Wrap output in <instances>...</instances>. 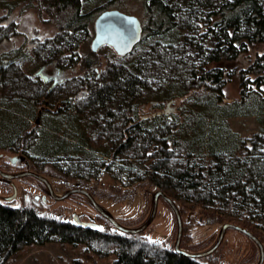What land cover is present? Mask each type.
<instances>
[{"label":"trees","instance_id":"16d2710c","mask_svg":"<svg viewBox=\"0 0 264 264\" xmlns=\"http://www.w3.org/2000/svg\"><path fill=\"white\" fill-rule=\"evenodd\" d=\"M29 1L40 13L48 14L51 23L58 24L53 38L58 40L50 39L43 46L46 54L82 66L85 71L86 78L81 80L89 88V96L76 112L86 111L91 127L97 123L105 129L103 120L107 119L109 134L122 133L123 127L129 126L127 120L134 122L131 132L124 131L126 135L112 150L113 155L122 152L129 159L138 153L152 171L147 178L149 184L176 202L184 223L181 247L198 251L191 241V226L225 222L248 228L264 242V152L259 149L264 137L255 133L241 140L234 134L227 136L221 128L230 116L264 111L242 109L235 101L218 102L225 87L237 80L243 100L255 101L264 109V0H137L145 16L141 20L142 37L131 51L117 54L102 65L103 70L97 52L91 49L85 56L81 49L93 34L94 16L107 8L124 9L126 0H108L92 9L85 6L86 0ZM17 6L16 0H0V43L25 30L22 14L14 11ZM10 27L12 32L7 34ZM151 49L160 53L154 54ZM149 60L161 61L164 67L175 71L166 81L163 95L180 97V113L157 114L144 120L139 117L138 103L133 111L128 107L127 99L136 102L150 85L146 77L152 67ZM13 63L0 60V91L7 73L18 70ZM96 67L103 72L101 79H97ZM115 104L125 105L126 110L117 117L121 123L115 117ZM76 108L72 105L70 109ZM212 108H218L219 118L210 115L208 109ZM62 111L68 116L75 114ZM83 133L86 137L80 138L81 143L101 146L107 142L104 130L94 133L87 125ZM36 135L39 149L51 152L54 161L60 153L68 152L54 135ZM42 139L48 147L40 143ZM80 145L77 153L84 152V145ZM53 171L52 176L78 179L88 187L82 175L62 172L56 166ZM98 215L105 222L86 227L77 225L74 219L66 221L41 213L35 206H12L0 201V264H5L24 245L45 244L54 238L72 244L84 242L100 258L114 254L111 264L218 263L215 253L193 258L177 252L175 246L144 238L142 232H123Z\"/></svg>","mask_w":264,"mask_h":264},{"label":"rangeland","instance_id":"374dc122","mask_svg":"<svg viewBox=\"0 0 264 264\" xmlns=\"http://www.w3.org/2000/svg\"><path fill=\"white\" fill-rule=\"evenodd\" d=\"M16 1L18 6L14 11L21 13L23 16L21 17L24 21L22 28H25L30 33L40 31L46 36L50 35L52 41H49L51 42L58 40H53L58 24L54 25L51 23L49 20L50 16L47 13H40L34 2L29 0ZM106 1L108 0H86L85 6L88 9H92L103 5ZM126 1L128 5L121 10L135 14L143 21L145 16L139 1ZM117 6L120 7L119 4ZM98 15L96 14L92 21L94 29L95 19ZM11 27L6 31L7 34L11 33V29L13 28ZM94 29L91 38L88 42L84 43L81 49L82 54L85 56L92 49L91 43L95 34ZM14 34L9 38V44L5 47L10 51L16 50V53L7 52L3 56L8 62L13 61L18 70L7 73V79L0 91V155H3V157L0 156V167L6 169V171L13 169L22 171L28 170L30 167L35 168V170L47 174L58 194H62L73 187H84L120 223L129 227H137L143 224L151 214L154 194L156 191H159L150 185L147 180L152 171L144 159L138 153H135V156L129 159L122 152L113 155L112 150L123 138L116 131L112 132L110 130L112 133L109 134L104 129L105 140L107 139V142H104L101 146L81 143L80 138L85 139L86 137L82 135H84L83 132L87 125H89L94 133L98 130L102 131L101 126L94 123L91 127L92 120L89 119L90 116L86 111L77 112L76 118L75 115L69 114L68 116L63 111L58 112V114L54 112L56 107L50 105L52 102L56 104L66 98L68 100L74 99V95H76L79 87L80 89L89 90L80 79L85 75L82 66L68 64L67 69L70 80L55 89L54 97L50 96L46 93L47 89L41 87V81L35 77V72L42 65L43 59L47 57L46 49H43L46 43L31 51L29 55H24L23 52L26 51L25 48L27 47L25 35L15 36ZM152 53L157 54L160 52L159 50H153ZM117 54L115 49L110 45L100 47L97 50V57L100 59L99 64L101 69H104L102 65L106 64L108 60ZM153 61L149 60L152 67L146 75L150 83L149 87L142 91L136 102L134 99H127L128 107L133 111L134 104L138 103V106H141L139 117L156 112L159 108L168 109V113L170 112L171 114L180 113L178 112L182 110H178L181 105L180 97H175V101L172 102L173 98H166L163 95L166 81L172 78L175 71L164 67L161 61ZM241 91L238 81L233 80L225 87L224 93L218 99V102L225 104L226 102L235 101L240 104L239 106L242 109H246L247 107L251 111H264L261 104L255 103V101L254 103L251 101L245 102ZM34 100L36 102L32 103ZM83 100L78 102L83 103ZM42 105L45 107L50 105L53 110L49 113L44 112L41 117L42 125L36 126L35 119ZM124 109L125 105L115 104L113 106L118 122H120V119H117V117L120 116L121 111ZM208 111L210 115L212 114L215 118H219L218 108L208 109ZM102 115L104 114L102 113ZM107 125H110V123L108 122ZM221 128L227 131V136L234 134L241 140L255 133H260L264 137V112L260 114L230 116L222 123ZM44 130L48 132L43 133ZM36 132L41 133L42 138L46 137L48 133L54 135L57 140L60 139L62 146L66 145L65 147H67L68 152L60 153L58 157L56 156L58 159L54 161V157L50 155L51 152L47 153V149L45 150V148L39 149L40 147L37 145L39 137L36 135ZM40 143L48 147V143L43 139ZM40 143L39 145H41ZM55 143H58V141ZM80 144L84 145L83 153L76 152V148L81 147ZM259 149L261 153L264 152V139ZM21 153L27 154L28 158L31 159L29 168L25 163L15 167L11 165L9 157ZM107 153H111V155H107ZM46 154L49 156H45ZM32 162L38 167H43V169H38ZM55 166L62 172L64 170L68 172L69 170V174L82 175L83 179H86L88 187L83 186L82 181L78 179L73 180L52 176L51 174L55 173L53 171V167ZM5 181L0 175L1 193L10 191L5 185ZM17 184L18 196L11 202L3 201L4 203L12 206H35L41 213L54 214L66 221H72L74 215L77 214L83 221L100 222L102 220V223L105 222L98 215L100 213L95 209L90 199L82 193H73L62 200L54 199L49 194L46 184L30 175L18 179ZM223 224L194 225L189 228L191 241L196 244V248H198L197 252L210 248L217 241ZM177 228V218L173 208L168 201L160 197L156 217L142 234L144 238L161 241L168 246H175ZM213 253H215L214 259L217 260V264H255L260 257L257 244L251 238L235 229L227 230L221 245ZM115 258L114 254L105 258L98 257L94 252L89 250L84 242L72 244L54 238L45 244L24 245L5 264H111Z\"/></svg>","mask_w":264,"mask_h":264},{"label":"water","instance_id":"95a60500","mask_svg":"<svg viewBox=\"0 0 264 264\" xmlns=\"http://www.w3.org/2000/svg\"><path fill=\"white\" fill-rule=\"evenodd\" d=\"M94 27H95V36L91 43L92 50L97 51L103 45H110L115 49V51L119 55H124L129 51H131L134 45L141 39L143 34V24L141 19L137 15L127 13L119 8H107L103 10L101 13H99V15L95 19ZM36 44L37 42L31 44V46H35ZM229 101L231 100L229 99ZM166 112H168V109H166ZM25 158L26 156L24 154H21V155L12 156L10 160L12 161V163L15 164L17 163V161H23ZM0 175L8 179H17L28 175L34 176L42 180L47 185L49 194L54 199L57 200L65 199L70 195H72L73 193H82L90 199L95 209L102 216L108 219L117 229L129 234L141 233L153 222L158 212L160 197H163L171 205L177 218L178 228H177V238L175 241V250L177 252L193 258L208 256L213 252H215L218 249V247L221 245L227 230L235 229L237 231L242 232L249 238H251L257 244L260 252V257L258 262L255 264H264V242L260 239L258 235H256L248 228L233 222H225L222 225L217 241L210 248L199 252H191L182 248L181 243L184 233V223H183L182 213L179 207L177 206L176 202L162 190L156 191L154 194L153 207L149 218L143 224L137 227H129L120 223L109 211H107L97 201L95 196L88 189L84 187H73L62 194H58L55 191L52 183L46 176L33 170H24L17 173H10L0 167ZM17 193L18 190L17 187L15 186L14 193L13 195L7 197L8 200L15 198L17 196ZM73 219L77 225H82L86 227L100 226V224H97L95 222H87L81 220L79 215L77 214L74 215Z\"/></svg>","mask_w":264,"mask_h":264},{"label":"flooded vegetation","instance_id":"af4514ba","mask_svg":"<svg viewBox=\"0 0 264 264\" xmlns=\"http://www.w3.org/2000/svg\"><path fill=\"white\" fill-rule=\"evenodd\" d=\"M3 27H6V24L2 25ZM12 32V31H11ZM14 32V31H13ZM32 34V35H31ZM22 35V34H21ZM25 35V38L27 40V47L25 48L26 52H30V51H33L34 49H36L37 47H40L41 44L43 43H48V41L51 39V36L50 35H44L42 34L40 31L37 32L35 31V33H30L29 31H27L26 29L23 31V36ZM17 36V35H16ZM95 36V34H94ZM35 42H37V44L35 46H31V44H34ZM5 43V44H4ZM3 44V46H2ZM2 44H0V60H4L5 57H3L6 52H8L9 50L5 47L6 45L9 44V42L7 41V39L5 41L2 42ZM10 46V45H9ZM102 47V46H101ZM93 51V50H92ZM94 52H97V51H94ZM50 55L48 54L46 59H43V63L42 65L40 66V68L35 72V77L37 78V80H40L41 81V87L43 89H47L46 93L49 94L50 96H53L54 97V94H55V89L58 87H61L63 84H65L68 80H70V76L68 75V64H71V63H64V59L62 60L60 57H54V58H50L49 57ZM65 57L68 58L69 55L68 54H65ZM64 58V57H63ZM100 69V68H99ZM96 70H98V67H96ZM103 72L102 71H99L97 72V79H101V76H102ZM82 78H86V74L83 75ZM81 79V78H80ZM91 82L95 81V79H90ZM83 81V80H82ZM84 83V82H83ZM48 85V87L46 88V86ZM82 90V92H81ZM70 95V94H69ZM89 96L88 94V90L87 89H80V87L77 89V93L76 95H74V99H69L66 98L64 99L63 101H60V102H57L56 104H54L53 102L50 104V105H53V107H56V109H54V112H60L62 111L63 109L65 110H70L71 112L77 114V110H80L83 103H79L78 101H81L83 99H86L87 97ZM175 99L172 100V102H174ZM48 105L47 107H45L44 105L41 106V109H39V113L37 115V118L35 119V124L36 126H40L42 125L41 122H42V114H44V112L46 113H49L51 112L52 107ZM72 105H75L77 106L76 109H70L72 107ZM62 109V110H61ZM53 112V111H52ZM70 113V112H69ZM79 113V111H78ZM171 114L170 112H166V109H162V108H159L156 112H153L151 114H148V115H144L142 116L141 118L142 119H148L150 116H154V115H157V114ZM59 114V113H58ZM73 114V115H75ZM44 119V118H43ZM106 120H103V125H105V130H106V127L108 126V120L105 122ZM129 123V126L127 125V128L125 129L123 127V132L122 133H119L123 136L126 135V133H129L131 132L132 130V126L134 125V122L133 121H130V120H127ZM113 125H116L114 122H113ZM130 127H131V130H130ZM102 131L104 130V128H102ZM85 131V130H84ZM107 131V130H106ZM109 131V129H108ZM119 131V130H118ZM126 131V133L124 132ZM121 132V131H120ZM125 133V134H124ZM107 135V134H106ZM23 154V153H21ZM19 154V155H21ZM26 156V158L23 160V161H17V163H12V161L10 160V158L12 156L9 157V161L11 163V165H13L14 167L15 166H19L23 163H25V165L29 168V165H30V161L31 159H29L27 156V154H24ZM1 157H3V155H0ZM15 156V155H14ZM2 168V167H1ZM4 169V168H2ZM39 169V168H38ZM6 171V169H4ZM28 170H33V171H36L44 176H47V174L45 173H41L39 170H35V168H32L30 167ZM19 170H16V169H13V170H9L7 172H10V173H17ZM24 171V170H22ZM21 172V171H19ZM34 177V176H33ZM4 178V177H3ZM36 178V177H35ZM6 181H5V185L7 186V188L10 189V191L6 192V193H1L0 192V201H5V202H11L13 199H15L17 196H18V193H17V196L13 199H10L8 200L7 197L13 195L14 193V188L15 186L17 187V190H18V184H17V181L18 179H21V178H17V179H8V178H4ZM38 179V178H37ZM49 179V178H48ZM40 180V179H39ZM50 180V179H49ZM41 182H43L42 180H40ZM51 182V181H50ZM44 183V182H43ZM52 183V182H51ZM53 185V184H52ZM47 186V185H46ZM54 187V186H53ZM78 187H81V186H78ZM47 190H48V187H47ZM19 192V191H18ZM49 192V191H48ZM46 197V196H45Z\"/></svg>","mask_w":264,"mask_h":264}]
</instances>
